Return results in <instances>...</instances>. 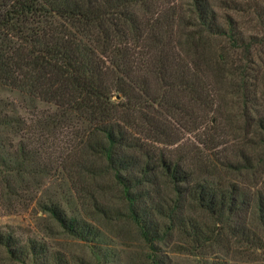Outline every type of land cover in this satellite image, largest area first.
Segmentation results:
<instances>
[{
    "label": "rangeland",
    "instance_id": "obj_1",
    "mask_svg": "<svg viewBox=\"0 0 264 264\" xmlns=\"http://www.w3.org/2000/svg\"><path fill=\"white\" fill-rule=\"evenodd\" d=\"M200 1L213 11L211 22L224 34L212 35L198 24L194 15ZM134 12L138 19L157 17L171 44L185 57L192 46L187 37L201 36L195 40L198 47L192 46L200 52L198 61L208 80L215 78V70L219 72L212 110L203 105L194 108L202 120L190 126L191 132L178 131L187 126L183 124L188 122L190 101L188 91L179 87L169 92L171 98L151 102L143 113L163 122L167 134L178 133L191 157L197 153L194 144L201 150L200 141L210 144L202 130L211 120L223 140L210 153L227 157L239 170L223 168L219 164L223 158L215 155L212 164L217 172L208 176L193 166V178L234 182L245 199L252 200L257 193L264 196V132L257 126L258 118L264 120V0H143ZM248 35L252 38L247 62L236 38L247 41ZM233 40L236 44L230 47ZM245 64L244 74L238 75ZM57 112L53 103L25 98L0 84V232L10 235L17 248L10 253L0 242V264H264V250L233 236V220L219 225L215 216L196 206L183 190L177 192L169 177L157 170L156 183L123 190L111 174L98 173L103 160L87 159V173L78 171L77 161L60 163L68 152L65 138H72L70 144L78 152L85 151L81 139L87 125L76 119L69 121L75 124L72 128L67 120L59 119L57 125L45 122ZM77 129L81 133L76 137L72 132ZM167 154L176 157L177 152L168 147ZM51 205L76 216L93 233L65 230L45 210ZM245 209L246 204L241 218Z\"/></svg>",
    "mask_w": 264,
    "mask_h": 264
},
{
    "label": "trees",
    "instance_id": "obj_2",
    "mask_svg": "<svg viewBox=\"0 0 264 264\" xmlns=\"http://www.w3.org/2000/svg\"><path fill=\"white\" fill-rule=\"evenodd\" d=\"M142 1L0 0V84L17 90L25 98L53 103L58 109L57 116L48 117L46 123L57 125L59 119L67 120L72 128L75 124L69 121L76 119V123L87 125L82 132L84 139L80 136L85 151L78 152L76 145L70 144L72 138H65L68 152L60 163L66 159L77 161L79 164L74 165L78 171L87 173L86 160L96 157L104 161L98 173L111 174L115 185L123 190L143 182L156 183L153 173L157 170L169 177L177 192L183 190L196 206L215 216L219 225L233 220L232 234L238 241L264 250V196L257 193L252 200L245 199V193L234 182L193 178V166L208 176L217 172L212 157L219 154L210 151L223 140L216 130L218 126L209 120V127L205 125L202 132L209 137L210 144L200 141L202 150L194 144L197 153L191 157L187 154L190 150L176 136L178 133L167 134L163 122H154L148 113H143L152 107L151 102L168 100L172 97L169 92L179 87L182 92L188 91L190 101L188 122L183 124L187 126L178 131L191 132L190 126L202 120L198 106L212 110L219 72L214 71L215 78L211 81L205 75L198 61L200 52L192 48L198 47L195 40L201 36L187 37V43L192 46L185 57L171 44L170 35L166 30L165 34V27L155 20L157 17L138 19L134 9ZM194 16L208 33L224 34L211 22L213 11L202 3ZM142 29L146 31L144 34H140ZM247 37V41L243 36L236 41L244 61L248 62L252 36ZM141 38L148 40L140 41ZM215 57L224 62L223 56ZM225 64L222 63L227 67ZM243 66L238 75L244 74L246 64ZM241 82L244 87L243 79ZM172 103L174 108L176 101ZM165 105L170 107L169 103ZM257 126L263 133L264 120L258 118ZM79 132L77 129L72 134L77 137ZM168 147L177 152L176 157L167 156ZM188 156L191 160L186 162ZM219 157L223 158L219 163L223 168L239 170L227 157ZM215 163L218 165V161ZM63 165L66 168V162ZM245 204L241 218L239 213ZM45 210L71 233H93L76 216L67 215L56 205L45 206ZM184 222L190 220L184 218ZM0 242L10 253L16 252L10 235L0 232Z\"/></svg>",
    "mask_w": 264,
    "mask_h": 264
}]
</instances>
